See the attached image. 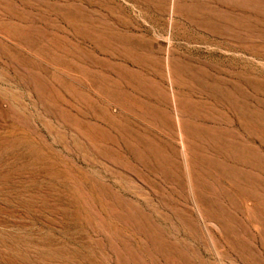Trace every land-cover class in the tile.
<instances>
[{
    "label": "rangeland",
    "instance_id": "obj_1",
    "mask_svg": "<svg viewBox=\"0 0 264 264\" xmlns=\"http://www.w3.org/2000/svg\"><path fill=\"white\" fill-rule=\"evenodd\" d=\"M0 264H264V0H0Z\"/></svg>",
    "mask_w": 264,
    "mask_h": 264
}]
</instances>
